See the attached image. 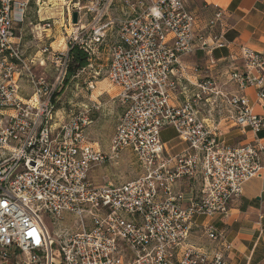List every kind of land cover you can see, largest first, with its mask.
Here are the masks:
<instances>
[{"label": "built area", "instance_id": "built-area-1", "mask_svg": "<svg viewBox=\"0 0 264 264\" xmlns=\"http://www.w3.org/2000/svg\"><path fill=\"white\" fill-rule=\"evenodd\" d=\"M27 7L28 1L0 0V264H229L232 245L204 222L227 215L245 184L264 178V112L256 114L246 96L252 89L264 111V56L242 46L243 69L230 74L233 94L205 79L174 105L182 59L228 46L222 9L197 44L186 0H64L67 23L78 15L66 49L54 54L44 47L36 60L25 57L14 33ZM112 31L106 80L124 110L104 153L87 138L90 109L65 119L55 90L67 78L69 50L86 55L83 72ZM47 63L59 66L53 84L32 73ZM23 77L33 87L28 99L20 95ZM219 103L236 128L253 133L252 142L227 145L207 123L203 112ZM168 128L184 146L179 155L161 141ZM124 154L140 168L138 178L91 182V172L118 166ZM182 181L198 185L187 203L175 192ZM197 229L212 250L191 244Z\"/></svg>", "mask_w": 264, "mask_h": 264}, {"label": "crops", "instance_id": "crops-1", "mask_svg": "<svg viewBox=\"0 0 264 264\" xmlns=\"http://www.w3.org/2000/svg\"><path fill=\"white\" fill-rule=\"evenodd\" d=\"M186 6L196 18L194 34L197 44L200 38L207 37L208 21L213 17L216 7L222 9L228 46L213 51L199 49L182 59V86L172 97V103L181 104L194 91L193 86L205 79L213 80L222 91L233 94L235 88L229 81L230 74L234 70L243 69L240 48L247 46L264 56V0H186ZM246 96L253 111L259 115L263 114L264 111L257 105L252 89L246 91ZM228 111L226 104L219 103L211 114L204 111L203 115L208 124L217 125L219 136L227 145L252 142L253 133H243L236 128ZM258 138L264 137L260 138L258 135ZM161 141L173 156L181 154L184 150L172 128L162 131ZM197 191L198 185L192 181H182L175 188V192L182 194L185 203L190 201ZM206 223H213L232 245V250L226 255L229 264H264V178L246 183L241 197L230 203L227 215L206 220L204 224ZM197 231H200L198 233L201 235H198ZM190 242L207 250L214 247L201 229L195 231Z\"/></svg>", "mask_w": 264, "mask_h": 264}, {"label": "rangeland", "instance_id": "rangeland-1", "mask_svg": "<svg viewBox=\"0 0 264 264\" xmlns=\"http://www.w3.org/2000/svg\"><path fill=\"white\" fill-rule=\"evenodd\" d=\"M17 1H28L23 23L14 26L16 42L19 43L25 57L37 60L40 58L39 51L44 47H51L54 54L63 53L66 49L67 35L74 30V25L67 23L64 0ZM45 23H48L49 28L44 27ZM116 35L115 31L107 34L105 47L92 62L91 67L74 77L65 78L55 90L56 106L64 112L65 119L67 116L90 109L91 123L86 129L87 138L104 153L108 152L110 140L124 110L116 99V89L106 80V56L109 47L116 41ZM58 72V64L50 63L45 67L35 65L32 69L33 74L49 84L54 83ZM89 81L92 82V89L88 88ZM32 90V85L23 77L20 82L21 97L28 99L32 95ZM140 174L141 170L134 158L124 154L118 166L96 168L91 172L90 180L95 186H102L108 182L119 184L133 181ZM46 224L50 230V223Z\"/></svg>", "mask_w": 264, "mask_h": 264}, {"label": "trees", "instance_id": "trees-1", "mask_svg": "<svg viewBox=\"0 0 264 264\" xmlns=\"http://www.w3.org/2000/svg\"><path fill=\"white\" fill-rule=\"evenodd\" d=\"M69 65L67 68V78L74 77L81 69L87 66L86 55L77 47H73L68 53ZM260 138L264 137V134H259Z\"/></svg>", "mask_w": 264, "mask_h": 264}, {"label": "water", "instance_id": "water-1", "mask_svg": "<svg viewBox=\"0 0 264 264\" xmlns=\"http://www.w3.org/2000/svg\"><path fill=\"white\" fill-rule=\"evenodd\" d=\"M77 19H78V15L76 12L72 13V16H71V23L73 25H76L77 24Z\"/></svg>", "mask_w": 264, "mask_h": 264}]
</instances>
